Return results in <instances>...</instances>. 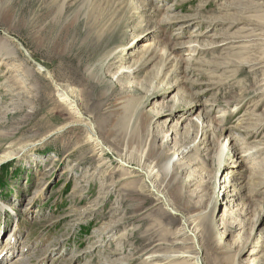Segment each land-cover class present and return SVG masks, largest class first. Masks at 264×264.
<instances>
[{
	"label": "rangeland",
	"instance_id": "obj_1",
	"mask_svg": "<svg viewBox=\"0 0 264 264\" xmlns=\"http://www.w3.org/2000/svg\"><path fill=\"white\" fill-rule=\"evenodd\" d=\"M4 154L0 264H264V0H0Z\"/></svg>",
	"mask_w": 264,
	"mask_h": 264
},
{
	"label": "bare ground",
	"instance_id": "obj_2",
	"mask_svg": "<svg viewBox=\"0 0 264 264\" xmlns=\"http://www.w3.org/2000/svg\"><path fill=\"white\" fill-rule=\"evenodd\" d=\"M2 48V47H1ZM4 50V49H2ZM7 50V49H6ZM13 54V52L10 50H7V52L4 53L5 56L7 55H11ZM167 63L169 64L168 67H166L168 69L169 72H175L177 71V66L175 65V61L173 60H169L167 61ZM41 68V66H39ZM45 71V70H44ZM49 76V75H48ZM50 77V76H49ZM53 79V78H52ZM54 84L56 85V89H57V94L60 95V98L61 100L68 105V107L72 108L73 109V112L76 114L77 113V116L79 118V121H80V124L82 126L85 127L87 133H88V137L90 138V140L94 141L93 143L96 144L97 148L100 150V151H109L110 147H106L102 141L100 140V138L98 136H96V129L94 130L91 125L94 126L93 123H91L89 121V119L87 120H84L82 121V117L83 116V112L81 113L79 107H78V104H77V101L76 99L68 92V90L64 87V86H61L60 84L54 82ZM197 92V94L201 93L200 91H195ZM75 116V115H74ZM85 118V117H84ZM75 123V122H74ZM95 128V127H94ZM176 155V154H175ZM7 157H10L8 154H4L2 156H0V162H2L3 160H6L5 158ZM117 161L119 163H122V164H130L129 162H127L125 159H123L122 157H119L117 156ZM177 158L173 157L171 159H169L166 163H165V169L167 170L169 165L171 163H173ZM135 166H138V171L137 173H139L140 175H142L143 177H145V179H150L152 180V176L153 174L156 172V169H152L153 170V173L152 171H150L149 169L146 170L144 167H142L141 165H135ZM134 169V168H132ZM136 170V169H135ZM152 173V174H151ZM149 183V182H147ZM154 184V183H153ZM152 185V184H150ZM155 189H152V192L160 199L163 200V204L166 205V200L167 198L165 197V195L162 194V192L160 193V191L157 189V187L154 185ZM161 200V201H162ZM169 203V202H168ZM180 235L182 238H187L188 240H190V242L192 243L191 245H193V250L189 251V250H185V251H181L180 253H172V254H166V255H159V256H162V259L163 260H172V259H175L177 257H186V256H189L193 261H191L192 264H201V258L199 256V252H200V246L198 245V240H197V234L195 233V231L189 226V223L188 221L185 219L183 221V224L180 228ZM186 239V240H187ZM178 242L180 243V241L178 240ZM186 243H189V241H187ZM180 244H183V242H181ZM184 245V244H183ZM188 249V248H187ZM191 249V248H190ZM157 257V256H156Z\"/></svg>",
	"mask_w": 264,
	"mask_h": 264
}]
</instances>
